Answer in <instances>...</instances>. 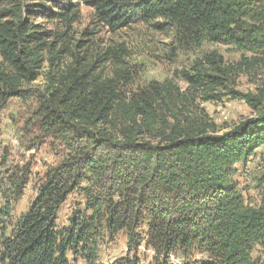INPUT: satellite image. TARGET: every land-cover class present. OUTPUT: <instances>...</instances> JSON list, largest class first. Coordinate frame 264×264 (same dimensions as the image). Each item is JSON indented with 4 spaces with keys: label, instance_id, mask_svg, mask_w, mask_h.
Returning <instances> with one entry per match:
<instances>
[{
    "label": "trees",
    "instance_id": "1",
    "mask_svg": "<svg viewBox=\"0 0 264 264\" xmlns=\"http://www.w3.org/2000/svg\"><path fill=\"white\" fill-rule=\"evenodd\" d=\"M82 3L112 31L152 23L172 28L186 47L210 42L255 56L243 55L238 67L211 51L182 71L185 89L166 80L127 93L120 81L126 74L124 46L108 47L96 58L105 63L115 58L113 74L98 71L94 61L74 51L80 44L74 43L72 27ZM0 55L1 108L22 97L23 84L35 81L48 64L51 89L40 113L45 128L62 135L72 151L46 172L35 200L8 233L13 202L27 184V178L12 179V195L4 193L0 210L5 218L0 264H71L70 250L94 264L104 206L111 231L126 228L134 251L143 240L136 227L149 217L146 246L164 256L156 264H169L170 253L195 247L223 264H257L252 252L261 246L264 260V192L259 205H247L232 178L233 166L256 157L264 145V86L258 93L235 89L242 68L258 61L257 55L264 62V0H0ZM223 95L243 99L260 116L215 134L216 123L197 98L217 103ZM109 166L119 199L104 203L87 188L93 214L77 215L70 226L58 228L57 214L67 197L88 172L99 177ZM117 264H140V259L134 254Z\"/></svg>",
    "mask_w": 264,
    "mask_h": 264
},
{
    "label": "rangeland",
    "instance_id": "2",
    "mask_svg": "<svg viewBox=\"0 0 264 264\" xmlns=\"http://www.w3.org/2000/svg\"><path fill=\"white\" fill-rule=\"evenodd\" d=\"M38 20L42 21L41 18ZM47 26L54 27L53 24ZM87 29L94 33L84 34ZM72 31L74 43L80 44L79 47L74 48V51L84 59L94 61L98 71L115 73L118 67L115 58H111L106 63L104 60L96 61V58L99 55L102 57L101 53L108 47L115 50L119 45L125 47L127 52L123 56L124 63L121 66L126 74L120 81L127 93H133L152 81L166 80H172L185 89L187 84L182 78V71L188 70L205 53L211 51L216 50L222 53L228 63H234L237 66L243 55L255 56L252 52H241L224 44L210 42L198 47H186L175 39L172 28L161 30L152 23H138L112 31L109 27L96 22L95 11L85 3L80 6V17L74 22ZM256 57L259 60L250 67L242 68L243 71L237 76L235 89L241 93H258L259 87L264 86V62L261 60L263 56ZM72 58L68 56L67 61H72ZM3 67L5 64L2 63L0 55V68ZM48 68V64H45L35 81L23 84L25 94L22 97H12L5 107H0V210L6 204L7 198L4 193L8 192L12 195L10 188L12 179L27 178L23 196L13 202L11 222L7 224L8 233L13 229L16 220L35 200L46 172L61 163L63 159L70 157L72 153L62 135H58V132L50 133L45 128L44 117L40 113L42 112L41 102L44 97H48V90L51 89L47 84ZM197 103H201L216 123L212 125L217 135L230 132L238 125L241 126L260 116L259 112L253 110L243 99L232 98L229 95H223L217 103L198 97ZM157 141L152 142L156 144ZM72 142L77 143L74 139ZM257 151L255 158L252 157L246 163L240 162L233 166L232 178L243 195L245 203L250 206L259 205L264 192V145ZM111 170L114 171L113 166H109V172L107 169L105 172L101 170L99 177L91 172L87 173L84 181L60 207L56 218L58 228L70 226L77 215L85 213L91 216L93 214L92 210L88 209L87 188L91 189L95 197H101L103 202L111 197L114 200L119 199L118 194H115L119 184L116 183L114 179L116 175ZM104 208V217L99 222L101 236L98 238L97 260L94 264H117L121 259L127 256L132 257L134 254L138 255L140 264H156L158 259H164L163 255L157 256L152 248L146 246L148 216L138 223L139 227H136L137 237L142 236L143 240L137 251H134L128 246L129 237L126 228L118 233L111 231L105 217L107 209L105 206ZM4 219L0 218V221ZM1 222L0 238L2 236ZM262 253L261 246H257L252 252V259L257 261V264H264ZM167 260L169 264H188L189 262L223 264L199 247L172 252ZM69 261L71 264H90L81 253L76 254L71 250Z\"/></svg>",
    "mask_w": 264,
    "mask_h": 264
}]
</instances>
